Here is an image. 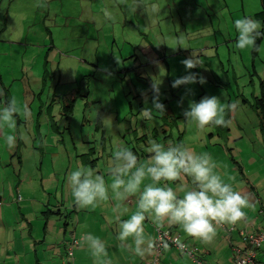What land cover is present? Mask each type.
<instances>
[{
	"label": "rangeland",
	"instance_id": "374dc122",
	"mask_svg": "<svg viewBox=\"0 0 264 264\" xmlns=\"http://www.w3.org/2000/svg\"><path fill=\"white\" fill-rule=\"evenodd\" d=\"M261 9V0H0V96L19 115L1 108L0 192L14 190L15 207L37 195L52 205L57 192L42 183L71 170L61 176L67 203L69 179L87 169L106 180L137 155L136 173L160 158L172 169L178 147L199 183L208 172L226 176L227 147L246 168L251 155L259 164L264 39L255 52L247 24L264 31ZM19 138L25 165L14 169L6 142Z\"/></svg>",
	"mask_w": 264,
	"mask_h": 264
},
{
	"label": "crops",
	"instance_id": "0c3cea01",
	"mask_svg": "<svg viewBox=\"0 0 264 264\" xmlns=\"http://www.w3.org/2000/svg\"><path fill=\"white\" fill-rule=\"evenodd\" d=\"M78 96L82 97L80 93ZM49 113L54 127L53 113ZM73 116L74 112L70 117ZM3 117L6 118L2 111L0 137L7 133L2 127ZM54 130L60 132L58 125ZM21 142L23 148L22 138L6 142L9 154L13 152L9 164L14 169L16 164L20 168L25 165L22 152L21 163L13 157ZM173 151L172 169L166 159L160 158L162 166L153 171L150 168V173L143 166L136 173L134 165L130 169L122 165L114 171L119 169L121 175L110 173L105 180L102 175L94 179L86 168L87 172L77 177L79 180L69 179L68 204L64 199L67 182L61 176L71 174V170L42 183L46 193L57 192L52 205L37 201V195L25 201L17 197L15 207L14 190L0 192V264H151L159 231H170L179 237L202 264H235V250L248 247L241 232L264 233V159L258 164L251 155L246 168L243 160H236V155L231 154L233 150L230 153L227 147L226 151L233 155L230 158L233 166L226 161V176L208 172L204 174L207 181L201 180V184L195 176H189L190 164L179 147ZM6 162L2 160L1 164ZM85 163L89 160L85 159ZM168 170H175V177L168 178ZM239 179L241 185L236 183ZM41 180L45 182L44 177ZM34 203L39 207H34ZM232 227L234 231H230ZM74 238L78 246L70 259L67 246ZM257 261L264 264V243L257 251ZM159 264L196 262L189 253L167 242Z\"/></svg>",
	"mask_w": 264,
	"mask_h": 264
},
{
	"label": "built area",
	"instance_id": "2783aa9c",
	"mask_svg": "<svg viewBox=\"0 0 264 264\" xmlns=\"http://www.w3.org/2000/svg\"><path fill=\"white\" fill-rule=\"evenodd\" d=\"M21 200V198H20ZM230 231H234V227L230 229ZM242 238L245 243H248L250 247H247L244 250L236 249L235 252V264H259L257 262V250L264 243V233L260 234H248L245 231L241 232ZM171 243L178 250L184 251L185 253H189L195 260L196 264H202V262L195 257L192 250L186 247L185 244L180 242L179 237L173 236L170 231H159V234L156 238L155 246H154V260L151 264H159L160 257L165 250V243ZM78 246V241L74 238L68 243L67 253L68 258L73 259L74 250Z\"/></svg>",
	"mask_w": 264,
	"mask_h": 264
},
{
	"label": "trees",
	"instance_id": "16d2710c",
	"mask_svg": "<svg viewBox=\"0 0 264 264\" xmlns=\"http://www.w3.org/2000/svg\"><path fill=\"white\" fill-rule=\"evenodd\" d=\"M261 4H262V9H261V11L259 13L256 14L255 20H258L259 22H263L264 23V0H261ZM252 22H253V19L251 18L249 26H248L247 23L246 24H247L248 29L250 30V34L253 36V39H254V47H255V52H256L259 49L260 43L264 39V31L258 32L256 30H254L252 28ZM0 33H1V31H0ZM4 93H5V101L0 96V122H1V117H2V110H1V108H2L3 105H5L7 111L11 114V116H13L14 118L18 119L19 117H18L17 112L15 111V106L13 104V101H12L11 97L8 96V94H7L6 91ZM255 108L258 110V114H259L258 116L261 119L260 126H261V131H262V133L264 135V98L263 99H260L258 101V103L255 105ZM73 109H74L73 102L69 106L65 107V113H66L65 115H66V117L67 116L70 117V116L73 115ZM69 117H67V118L69 119ZM224 124L225 123L220 124V126H222L223 129L225 128L223 126ZM38 130H39V124H38ZM182 137H183V135H182ZM22 145H23L22 142H21V144H18L17 145V147L15 149V153L13 155V157H17L18 158V160L20 161V163H21V160H22V157H21ZM131 152H133L134 154H137L135 150H131ZM126 154H123L121 157H124V156L127 157ZM120 155H121V152H120L119 156ZM84 156H87V155H84ZM142 158H144V157H139V155H137L136 157H130V159H128V160H126V159H123V160H126L129 164H131V166H133L138 160H140ZM89 163H91V162H89ZM246 244L248 245V247H250V245L248 243H246ZM199 260L202 262L201 259H199Z\"/></svg>",
	"mask_w": 264,
	"mask_h": 264
},
{
	"label": "clouds",
	"instance_id": "9594fccd",
	"mask_svg": "<svg viewBox=\"0 0 264 264\" xmlns=\"http://www.w3.org/2000/svg\"><path fill=\"white\" fill-rule=\"evenodd\" d=\"M20 198H21V197H19V200H20ZM21 200H22V198H21ZM21 200H20V201H21ZM254 234H257V233H254ZM257 251H258V250H257ZM257 262H258V261H257Z\"/></svg>",
	"mask_w": 264,
	"mask_h": 264
}]
</instances>
